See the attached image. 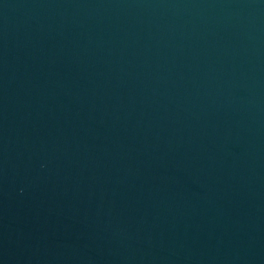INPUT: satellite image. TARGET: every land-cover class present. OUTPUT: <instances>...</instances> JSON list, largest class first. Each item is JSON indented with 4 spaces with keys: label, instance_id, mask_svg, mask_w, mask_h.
<instances>
[{
    "label": "water",
    "instance_id": "obj_1",
    "mask_svg": "<svg viewBox=\"0 0 264 264\" xmlns=\"http://www.w3.org/2000/svg\"><path fill=\"white\" fill-rule=\"evenodd\" d=\"M0 264H264V0H0Z\"/></svg>",
    "mask_w": 264,
    "mask_h": 264
}]
</instances>
